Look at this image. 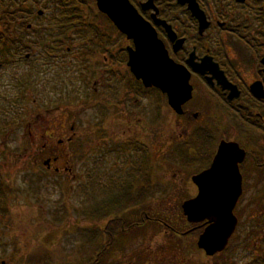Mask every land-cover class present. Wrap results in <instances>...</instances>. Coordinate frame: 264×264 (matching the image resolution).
<instances>
[{
  "label": "flooded vegetation",
  "instance_id": "obj_1",
  "mask_svg": "<svg viewBox=\"0 0 264 264\" xmlns=\"http://www.w3.org/2000/svg\"><path fill=\"white\" fill-rule=\"evenodd\" d=\"M36 1L17 0L10 53L30 59L35 75L14 77L30 86L33 103L50 106L43 134L55 145L38 149L46 172L78 181L83 214L86 204L97 208L94 264H214L220 252L198 246L215 223L213 208L191 216L185 204L200 187L221 197L230 184L239 192L224 250L240 241L235 251L264 264V0H127L180 66L179 79L188 75L180 109L165 88L136 78L128 65L133 37L96 0ZM44 88L47 99L38 97ZM166 111L177 132L168 150ZM30 129L35 149L41 134ZM113 251L125 253L107 262Z\"/></svg>",
  "mask_w": 264,
  "mask_h": 264
},
{
  "label": "rangeland",
  "instance_id": "obj_2",
  "mask_svg": "<svg viewBox=\"0 0 264 264\" xmlns=\"http://www.w3.org/2000/svg\"><path fill=\"white\" fill-rule=\"evenodd\" d=\"M22 1L29 5L37 3L36 0ZM16 55L12 57L13 61L7 60L3 68H0V174L12 189V192L5 193L0 199V264H27V259L42 264L43 260H40L43 255L45 257L44 252L48 253L44 264H86L88 259H92L97 245L95 239L86 242L95 231L94 219L79 210L78 181L72 182L71 178L66 181L61 176L52 175L46 172L41 163L42 154L38 153V149L43 142L46 141L49 148L55 145L43 134L44 129L47 133L51 129L48 124L53 119L45 115L46 108L50 106L41 102L33 103L34 93L30 86L21 85L20 78L15 80L14 75L17 73L30 77L35 75V69L30 68V59L17 61ZM36 61L37 78L42 83L46 81L44 66L40 59ZM40 88L38 86V90ZM49 95L50 90L44 88L43 94L38 97L47 99ZM69 105L74 106L75 103L70 102ZM71 110L76 111L74 108ZM38 113L43 119L35 118ZM164 113L165 119L163 114L161 121L165 127L168 150L172 145L167 142L177 132L169 123L173 119L172 114L168 111ZM149 115L146 118L151 121ZM75 120L77 131L79 123L77 118ZM70 124V120H67L66 126ZM29 128L32 132L37 129L36 132L41 134V137H36L35 149L33 136L28 134ZM75 164L78 168L77 162ZM14 234L17 236L16 241L12 236ZM237 245H241L240 241L232 243L224 252L215 256L214 264H253V253L248 252L249 258H246L243 256L245 253L234 250ZM37 251L40 253L35 255ZM123 253L111 252V259L107 262H113L112 258L118 259ZM162 264L171 263L166 261Z\"/></svg>",
  "mask_w": 264,
  "mask_h": 264
},
{
  "label": "water",
  "instance_id": "obj_3",
  "mask_svg": "<svg viewBox=\"0 0 264 264\" xmlns=\"http://www.w3.org/2000/svg\"><path fill=\"white\" fill-rule=\"evenodd\" d=\"M96 3L122 32L133 37L135 50L129 52L128 65L136 78L146 86L165 88L169 104L180 109L181 103L189 96L188 75L182 74L179 79L180 66L168 57L153 29L145 24L127 0H96ZM238 192L239 188L230 184L220 190L221 197L216 192L212 197L209 189L200 187L198 196L185 204V211L191 216L198 213L204 217L207 209L213 208L215 223L205 228L198 239L199 248L207 255L220 252L227 245L234 228L232 207Z\"/></svg>",
  "mask_w": 264,
  "mask_h": 264
},
{
  "label": "trees",
  "instance_id": "obj_4",
  "mask_svg": "<svg viewBox=\"0 0 264 264\" xmlns=\"http://www.w3.org/2000/svg\"><path fill=\"white\" fill-rule=\"evenodd\" d=\"M17 3V0H0V64L6 62L8 59H11L10 53H12V50L15 46V35H16V27H15V4ZM7 124V123H6ZM12 192L11 187L9 186V183L6 182L5 179L0 174V199L5 195V193ZM111 204H107L106 207L109 208ZM96 209L93 205L85 210V213L89 217H93L96 213ZM96 215V214H95ZM28 224V223H27ZM14 237V241H16L17 236L14 234L12 235ZM94 238V235L92 234L88 240L87 243H90ZM225 251V250H224ZM222 251V252H224ZM37 253H40V251L35 252V255H38ZM45 253V257L43 255L42 264H44V261L46 263V255H48L47 252ZM220 254V253H219ZM31 257V254L29 255ZM25 257V256H24ZM27 264H35V262H31L30 260H26ZM83 264V262H81ZM71 264V263H70ZM72 264H80V263H72ZM89 264H94V260L90 259Z\"/></svg>",
  "mask_w": 264,
  "mask_h": 264
}]
</instances>
